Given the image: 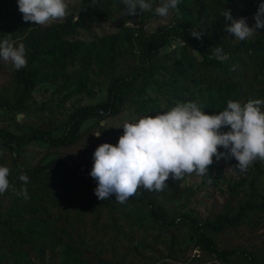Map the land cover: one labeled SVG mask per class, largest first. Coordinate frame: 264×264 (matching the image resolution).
I'll return each mask as SVG.
<instances>
[{"label":"rangeland","instance_id":"obj_1","mask_svg":"<svg viewBox=\"0 0 264 264\" xmlns=\"http://www.w3.org/2000/svg\"><path fill=\"white\" fill-rule=\"evenodd\" d=\"M7 1L0 0V4L7 6ZM80 1L65 0L66 17L76 16ZM203 1L215 21L193 20L192 29L209 35L208 44L223 51L241 42L223 31V9L230 10L233 18H247L252 27L257 7L264 3ZM213 1L229 7L213 10L207 4ZM104 4L107 17L62 40L76 48L74 55L35 60L31 67L35 87L23 109L0 108V136L3 131L18 135L40 131L55 138L65 132L75 110L104 102L117 78L129 82L117 114L87 120L79 138L67 148L31 141L3 152L4 144H0V166L10 169L12 186L0 194V221H7L14 230L11 234L0 227V264H264V212L246 213L236 226L218 233L204 230L218 251L234 253L226 261L204 249L190 228L191 223L211 225L217 218H231L245 203H259L264 196V174L256 177V172L264 161L257 160L240 171L234 158L213 157L207 176L185 175L173 189L151 195L162 209L163 221L159 222L150 217L143 197L133 196L120 204L115 196L101 201L94 194L96 181L89 175L93 153L101 144L116 145L124 122L166 112L178 102H196L205 114L212 115L223 111L229 99L242 104L249 99L264 100V89L251 79L245 78L243 85L210 81L199 68L200 54L176 38L147 65L153 68L151 72L131 77L145 65L144 40L160 26L174 23L176 15L170 10L167 17L154 12L124 16L121 0ZM33 27L32 22L22 26L0 19V41L10 38L18 45ZM259 30L246 40H253ZM18 93L12 64L0 59V100L13 102ZM218 152L226 150L218 148ZM54 159L63 163L60 173L29 180L27 185L19 181L17 169L31 170ZM83 174L89 175L90 186L84 184ZM21 187L27 188L26 201L15 194Z\"/></svg>","mask_w":264,"mask_h":264},{"label":"clouds","instance_id":"obj_2","mask_svg":"<svg viewBox=\"0 0 264 264\" xmlns=\"http://www.w3.org/2000/svg\"><path fill=\"white\" fill-rule=\"evenodd\" d=\"M180 3L181 0H159L154 6L155 0H121L124 16L154 12L167 17L170 10L179 11ZM17 7L23 21L35 26L62 20L69 14L65 0H17ZM221 16L225 21L223 31L244 41L264 28V3L258 5L252 27L247 18H233L228 9H223ZM189 33L198 41L204 35L195 29H189ZM212 52L221 62L228 59L219 46ZM0 59L10 62L16 71L23 69L27 65L25 45H17L10 38L0 41ZM262 106L261 99H249L243 104L229 99L223 111L208 115L196 102H178L166 112L124 122L117 144H101L93 153L89 175L96 181L94 194L101 201L115 196V201L123 204L141 188L163 191L170 177L179 180L193 173L207 176L213 157L234 158L238 162L235 168L246 171L255 161H264ZM225 127L228 131L222 132ZM218 148L226 152H218ZM9 174L8 167L0 166V194L12 187ZM18 179L23 185L29 182L22 170ZM208 179L211 182V177ZM15 194L25 201L29 199L26 187L16 189Z\"/></svg>","mask_w":264,"mask_h":264},{"label":"trees","instance_id":"obj_3","mask_svg":"<svg viewBox=\"0 0 264 264\" xmlns=\"http://www.w3.org/2000/svg\"><path fill=\"white\" fill-rule=\"evenodd\" d=\"M107 0H81L79 10L76 16L64 18L61 22H54L49 25H36L30 28L23 38V44L26 49L27 65L23 69L14 70V82L19 87V93L15 100H0V108L8 111H20L24 104L30 98L34 87L35 77L31 67L38 58L45 60L64 59L72 56L76 48L65 43L62 40L75 34L78 30L88 28L91 24L107 17L108 11L104 4ZM209 6L216 10L218 8H228V4L219 6L216 1L209 2ZM208 6L203 0H181L178 5L179 11H174L176 21L172 24L160 26L154 33L150 34L142 44V55L145 65L131 73V77H138L149 73L153 68L147 65L153 63L157 52L171 39L176 38L191 49L198 52L201 56L200 70L214 83H236L237 85L246 84L245 78L264 89V28H261L253 40H244L232 47L224 49L228 59L219 61L213 55L212 47L208 44L210 36L204 34L200 41L190 36L189 29H192L193 20L204 18V22L210 20L212 24L215 17H210L207 12ZM211 18V19H209ZM0 19L11 23L27 26L29 22H24L22 14L18 11L17 0H8L7 6L0 4ZM209 28V27H208ZM129 86L124 78H117L108 92L104 102L95 105L83 106L75 110L68 118L65 132L55 138L47 137L43 132L34 131L30 134H15L10 131H3L0 136V144H4L5 149L12 150V146L21 147L31 141H42L50 147L67 148L73 145L80 136L81 127L90 119L100 118L104 115L117 114L120 105L123 103V92ZM220 112V111H219ZM63 169V163L59 159H54L44 165H38L31 170H22L29 180L35 181L37 178H50L60 173ZM21 170L17 169L20 175ZM264 174V167L257 169L256 177ZM89 175L83 174V181L86 186ZM178 180L171 177L166 181L167 186L163 191H148L139 189L134 196H140L147 200L149 205L150 217L159 222L162 217V209L152 200L151 195L162 193L173 189ZM133 197V196H132ZM264 212V196L259 203H245L240 206L235 215L231 218H217L211 225H196L191 223V230L196 240L202 244V247L219 259L226 261L227 257L234 255L233 252L218 251L213 241L206 236L204 230L218 233L225 227H234L244 217L246 213ZM0 227L7 229L8 233L14 234L11 225L7 221H0Z\"/></svg>","mask_w":264,"mask_h":264},{"label":"water","instance_id":"obj_4","mask_svg":"<svg viewBox=\"0 0 264 264\" xmlns=\"http://www.w3.org/2000/svg\"><path fill=\"white\" fill-rule=\"evenodd\" d=\"M19 119V117H17V120Z\"/></svg>","mask_w":264,"mask_h":264}]
</instances>
